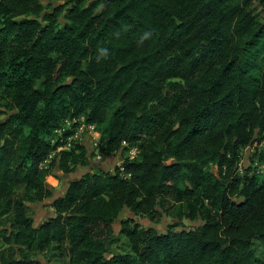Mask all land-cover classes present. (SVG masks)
Returning a JSON list of instances; mask_svg holds the SVG:
<instances>
[{"label":"trees","instance_id":"obj_1","mask_svg":"<svg viewBox=\"0 0 264 264\" xmlns=\"http://www.w3.org/2000/svg\"><path fill=\"white\" fill-rule=\"evenodd\" d=\"M253 1L264 10V0H0V222L11 228L0 264H43L39 253L67 264H264L252 250L264 241V176L238 173L241 148L264 133ZM80 119L105 154L137 155L71 179L34 224L28 202L53 196L52 166L69 170L86 153L71 143L44 165ZM157 204L178 221L156 232L124 220L130 251L110 254L120 212Z\"/></svg>","mask_w":264,"mask_h":264},{"label":"rangeland","instance_id":"obj_2","mask_svg":"<svg viewBox=\"0 0 264 264\" xmlns=\"http://www.w3.org/2000/svg\"><path fill=\"white\" fill-rule=\"evenodd\" d=\"M42 1L46 5L47 9H51L53 5L56 6L63 4L66 0ZM248 9L253 14L254 18L262 23V32L264 33V10L262 9L261 5L257 1H253L248 6ZM62 128L70 129V124L65 122ZM61 129L56 130V133L59 134ZM56 135L51 138L52 141L55 139ZM69 141H71L72 145L73 143L83 145L86 148V153L82 158L81 163L71 162L69 165V170H64L57 165L52 166L50 174L46 176V182L47 185L53 190V196L44 198L41 201L28 202V213L33 219L34 224H38L52 215V199L57 195H61L65 191L67 184L71 179H75L85 172L112 171L115 166L121 163L123 157H135L138 152L136 147L131 146L130 148H122L116 152L105 154L99 147L100 134L94 131L89 132L88 129L80 130V132L76 131V134ZM263 148L264 133L262 136L255 135L254 139L249 144L241 148L238 169V173L240 175L255 174L259 177L264 176ZM57 151L58 150L51 152L49 157L44 162V165H48L53 158L58 156ZM211 168L213 170L216 169L214 165H211ZM7 220L8 219L5 218L0 222V253L9 245L5 240V236H8L11 230L10 224ZM124 220H131L141 227H148L156 232H164L170 226H172L173 223L178 221L177 217L172 214V209L161 204H157L154 209L148 213H134L130 209L125 208L120 212L114 221V238L108 244V250L110 254L130 251L129 240L122 233V225ZM180 222L185 227H191L195 224H199L201 221L199 218L188 221L183 217ZM252 250L256 255L264 260V241L262 239L257 237L253 239ZM53 251L58 252L57 250ZM36 255L42 260L43 264H67L65 262V255L62 254L44 255L39 253Z\"/></svg>","mask_w":264,"mask_h":264},{"label":"built area","instance_id":"obj_3","mask_svg":"<svg viewBox=\"0 0 264 264\" xmlns=\"http://www.w3.org/2000/svg\"><path fill=\"white\" fill-rule=\"evenodd\" d=\"M66 122H68L70 124V121H66ZM84 129H88L89 132H92V131L98 132L96 130V126L94 123H86L85 121H83V119H80V122L77 124V126L74 127L73 133L66 138L65 144L62 146H58L56 150H60L63 148L69 149V147L71 146V141H69V140L76 134V131L80 132V130H84Z\"/></svg>","mask_w":264,"mask_h":264}]
</instances>
